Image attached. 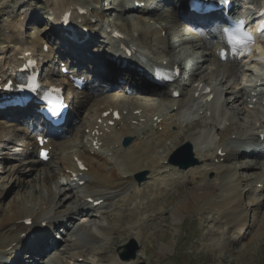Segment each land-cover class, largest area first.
<instances>
[{
  "label": "bare ground",
  "instance_id": "6f19581e",
  "mask_svg": "<svg viewBox=\"0 0 264 264\" xmlns=\"http://www.w3.org/2000/svg\"><path fill=\"white\" fill-rule=\"evenodd\" d=\"M134 1H139V2L151 1V4L153 5L156 0L154 1L134 0ZM170 1L172 2L170 3ZM187 1L189 0L180 1L179 3L180 9L183 10L186 9ZM250 1L251 0H248L247 3H250ZM261 1L263 0H252V3L255 2L259 3ZM121 2L117 3L114 7L113 6L109 7V9L110 8L113 9L115 17L118 18L122 17L123 13L127 12L128 9H131V11L136 9V6L134 4H131L129 0L127 2L128 4L129 3L130 4L127 7L121 9L123 3ZM148 2L146 3L148 4ZM160 2L166 4L170 3L174 5L175 0H160ZM182 2H184L185 4ZM79 7H85L87 8L88 13H93V18L91 19H87V20L84 19L86 17H83L82 19L80 18L82 20V24H78L79 26L75 28L76 30L75 34L79 41L82 40L85 41L86 36L89 35V38L87 39L88 48L83 50L84 46L80 47V45H78L77 43L74 44L75 42L72 43L69 42L68 44L70 45V47L67 46L68 47L67 48L65 45L66 49H64L65 47L62 46L63 50L58 51L57 54L61 58H63L64 56H68L71 59L72 65H75L76 67L80 68V69L78 68L81 72L80 77L88 76L87 79L88 81L90 80L91 84L86 85L84 91H86L87 93H84L86 96L83 99L79 100L77 99L78 97H76L75 101L73 102V108H72L73 110L71 112V115L67 119L68 121L67 125L65 124V126L62 129L57 130V132L54 135L53 141H50L49 147L52 149L51 156H53L57 151H59L58 149L61 147L62 143H64V140H66V138L69 136L68 134L71 132L73 123L76 122L77 119L79 118V113L82 107L85 106V103L88 102L90 97H92L93 95H97L98 93H100L101 90L106 89L108 87L111 88L116 87L117 90L115 92H117V94L115 95L117 96L122 95L121 90L125 88L127 85L136 87V89L142 91L144 88V84L142 80H144L148 76V75L146 76L145 73H149L147 67H144L146 69L145 73L141 74L135 71L133 68L122 67L118 63L105 61L106 54L112 53L110 52L112 51L110 50V48L113 47L111 43V33L107 32L108 27L104 26L105 27L104 28L101 26V28L99 29L98 28L99 23H96L97 25L93 23L94 20L99 19L100 21V15L98 14V11L94 7L92 8L89 7V5H86L84 2H82V0H54L52 11L65 12L71 10L73 13L75 12V14L77 15V12L79 13L80 11ZM234 10L235 8L232 9L230 13H233ZM140 13H141V18L137 23L138 24L142 23V25L147 23L148 24L147 27L149 30L146 31L147 27L144 25V28L146 27L145 31L141 30L138 32L139 39L143 41H149L151 43L155 42L157 47L159 46L158 49H161V47L165 45L164 40L161 38L162 31L165 30L164 28L163 30L158 29L155 26L151 28L150 19L158 18V20H161L162 22H168L169 19L176 18V13H170L168 14V16H163L156 14V12L150 11L149 8H144L143 10H141ZM147 20L148 22H146ZM24 22H18L17 24H13V26L10 27L11 36L9 38V44L11 46L10 48L11 51L10 54L6 53L4 57L0 59V70L10 64H14L18 62L20 63L22 61L21 60L22 56L24 55L25 51H27L26 49L35 52L36 49L39 48L41 52V56H43L45 59H49L52 53H54L53 49L50 50L49 54L43 53L44 52L43 45H42V41H39L40 39L31 41L32 43L29 42L30 43L29 44L21 38L22 33L19 30L20 28L23 27ZM83 23H85L84 26ZM175 26L176 24L173 23L172 28H174ZM58 30L63 33L62 27L56 29V31ZM100 34L105 35L106 40H103V37ZM71 35L74 34L72 33ZM200 39L203 40V37H200ZM132 45L137 48H141V49L143 48L139 44L135 45L133 43ZM162 48L164 49V47ZM213 48H214L213 46L206 45L209 58H207L204 61L205 62L214 61V63L217 64L218 68L216 70V74L220 76L221 80L219 81L217 80V78L216 80L220 82V84H226L227 88L225 92H216V90L214 89L216 87L211 89H213V91L216 92L217 94L221 93L222 95L223 93H225V95H229V99H231V102L230 104H225L226 108H224L223 112H221L223 113V115L218 114L216 116L215 114H212V116L208 117L206 113V115H204L205 117L204 125L197 123L194 124L193 127L189 128L192 129L194 127H197L199 129H203L201 131L205 132L204 136H202L203 133L200 134L202 137L186 136V133L189 129L187 130L183 129V127L181 126V117L182 118L186 117L185 112L188 110L189 105L188 104L185 105L183 104V102L181 103L180 99L174 101L169 100L171 101L170 104H172V106L170 108L167 107L165 109H162V107L154 108L146 103L138 102L137 100H134V96L131 97L129 103H123L124 101L122 100L121 102L110 100L109 102H107L106 106L104 104L97 103V105L95 106L97 107V109L92 115L93 118L95 117L96 121L98 119H102V115L110 111L111 109L121 111V119L119 121H115L113 127L108 125V122L112 118L111 116L108 119L102 120L103 123L102 125H99L96 122L92 123L93 121L89 122L88 125H86L85 129L83 130L82 134L80 135L82 141L85 137L89 138L88 141L91 143V146H93V148H94L93 145L94 141H96L97 143L102 142V146L106 148L105 152L102 154L97 153L96 156H91L90 150L87 149L85 145H83L82 148L83 149L82 152H84L83 154L81 153L74 154L71 156H65L62 159L60 158L61 160L59 163L60 164L59 170L61 174L59 173V177L57 174H56L57 176L54 174L55 176L52 177V179L58 180L62 175H64L67 172V170H72L78 174L79 181L86 182L84 184V190L82 196L81 198H79L77 202L78 208H74L69 212L62 214L60 208H62L63 205H61V203H56V204L53 203V201L50 200L51 198L45 199L46 196L45 198L43 197L44 198L43 201L44 200L47 201L44 202V205H42L43 207H41L38 212L36 210L31 209L30 207L23 208L21 203L18 201L17 203L15 202L12 203L8 215L0 221V253H3V255L5 256L7 255L9 260L11 259L10 262H13L15 264L18 261L17 257L20 253L19 251L21 250V248L25 246L26 243V240L21 242L19 241L20 236L21 235L27 236L28 233L30 232V228L26 226V222L32 219L34 224V226L32 227L33 229L37 228L38 226L37 224L39 223L48 222L47 229H44L43 227L40 228L38 226L39 232L42 231L43 233L41 234L39 240H37L36 243H34L35 245L31 248H28L29 252H27V254L24 255L27 259L32 261V259H34L33 257L34 255L36 254L40 255L46 250V248H48L51 245L50 242H52L51 241L52 238L49 231L50 229L56 227L58 223L62 222L64 219L69 218L70 216H73L75 213H77L80 210L81 212L82 211L86 212V216H91V217L93 216L92 212H90V210L87 209L89 207H93V204L91 205L90 203L87 202L90 199H92L94 202L103 200V204L101 206L95 207L91 211L94 212L97 211L99 215L103 217L106 216L109 219V221H111L110 224L113 223L116 226V223L119 222V218H120L119 215L122 213V207H123L122 204H124L125 197H127V195L124 197L122 196L128 194L130 189L132 188L136 189L137 183L134 180V175L136 173L141 171L148 172L151 176L153 186L157 187L160 185H167L168 183L172 182L174 175L180 172L176 167L173 168L168 163L171 154L176 150V145L174 144V142L177 139H182L183 142L190 143L193 147V152L196 156L195 158L200 163H202L201 166L192 167L187 169V171H185L188 183L190 182L193 183L197 179H201V181H198L199 183H201L204 181L207 175L212 172L216 174V177L220 181L218 187L214 186L215 184L210 185L205 183L201 186L198 183V185L200 186L199 190L211 192L209 194L210 196L199 195L197 193H194L195 192L194 191L189 195L185 204L182 205L180 208H178V212H180L179 211L180 209H184V210L190 209L191 211L193 210L202 211V212L207 211L213 215H218L219 218L225 219L224 221L226 223L225 226L227 227L228 232L232 233L233 235L243 237V234H246V231L249 229L248 237H247L248 242L252 241L253 239L257 238L260 235H263L264 216L258 217V213H259L258 208L260 205L258 203L259 202L258 198H260V196H264V190L262 189L260 190L256 187L257 184L263 182L262 179L256 178L253 181H249L246 176L245 177L242 176L240 173H238V171L235 168L233 169L225 164L235 160L237 158L238 152L239 154H245V157H249L250 155L254 156L255 154H258L257 158L264 159V143L262 149L259 148L258 150L257 148L253 147L250 150H248L250 155L248 154V152L246 153V151H242L243 153H240L241 151L238 150H236V152H233L234 150L233 151L229 150L225 152L224 148L225 149L229 148L228 143L229 141L230 144L233 143L232 140L233 138L238 141L241 140L239 138H235L237 136H240L241 132H240V126L235 127L237 122L236 121H235L236 123L234 122V118L236 116L239 117L240 111H242L243 117L249 119V121L251 122L253 121L255 123L254 126L258 125L262 131H264V122H263L264 115H262L260 111H258L259 107L257 106L255 107V109L252 110L249 109V105L254 103L252 101L250 102L244 101L243 98L246 96L245 92L243 90L238 91L241 85L236 80L238 75L237 74L238 69L236 67V64L231 61H226L224 63L218 62L219 60ZM154 49H156L155 46ZM97 50L99 53V60L96 61L94 60V58L92 59L87 57L86 54L88 52L91 51L90 53H92ZM114 52L115 53L113 55L118 54L116 56L118 60L121 61L125 60V58L121 55V52L118 51H114ZM72 54L73 55L77 54L75 56L76 58H73ZM79 55L83 58H86L88 61L82 60V58ZM159 56H161L160 59L162 61L167 60L162 53H160ZM94 61L95 63H93ZM129 61H132L134 63L133 60L126 59L128 66L132 65L130 64ZM201 67L203 69L202 70L204 74L202 75L203 77L207 76L208 73L210 74L211 71L210 69L207 68L208 66L202 65ZM214 73L215 72H211L210 75H212L213 77ZM151 77H154V74H152ZM244 77H246V75H244ZM117 81H119L120 83L123 81L124 84H119ZM132 84H136V85L134 86ZM190 84L191 81L189 85ZM229 85L231 86L229 87ZM144 89H145L144 93H150V95L147 96L150 97L154 96L152 94L156 92L159 95H163L170 99H174L172 97V92L169 90L168 87L160 90L158 89L150 90L146 88ZM174 89L177 90L178 92L181 91L180 98H182L181 96L183 95V89L181 88V86L177 85L176 87H174ZM205 89L206 88L203 87V88H199L198 90V87H195L194 85L190 89L194 92L191 95V97L193 98L195 93H199V94L201 93L202 95ZM139 96L140 95H136V98ZM263 101L264 100L261 98L260 103L262 104ZM124 111H127V116H124ZM137 112L138 114H136ZM179 115L181 117H179ZM16 116H18V114L15 113L14 117ZM221 120H222V125H221ZM132 122H136L137 125L134 127ZM21 123H23V126H26L28 132L29 131L37 132V129H39L37 125L34 127V125L29 124L27 122H21ZM88 130L89 133L87 136H85L87 134L86 131ZM101 132H102V136H100ZM213 133H216L220 139L218 143H216L213 147H211V145H213L212 143L214 142L211 139ZM30 136L28 141H26V145H25L26 148L24 150L25 160L29 163V165L31 164L30 166L33 167V169H36L38 167L44 168L46 164L38 159L39 150L37 147V142L35 139H30ZM260 136L261 135H259V133H253L247 135V137H249L248 138L249 140L257 141L260 139L259 141H257V143L259 144L261 142ZM0 137H3V135L0 134ZM125 137L135 138L134 143L129 148L128 147L124 149L115 148L116 146H120L122 139ZM168 142L173 143V145L166 148ZM30 147L33 148L31 151H29ZM242 147L243 149L249 148L247 145L244 144ZM161 148H166L168 150L164 157L159 156V150ZM219 152H223L225 153V155L220 156ZM211 160L214 163L217 161L218 165L217 167H215V169H211L210 168L211 165H209V163L207 164V162H210ZM78 162H82V164L87 168L86 172L80 171ZM165 163L167 164L164 165ZM257 164L264 165V161L263 162L257 161ZM244 168L253 169L255 168V164L246 165L244 166ZM162 170H169V173L164 172L165 174L161 176L160 172ZM45 175L46 176L44 177L48 178L47 174ZM67 176L70 177L71 175L67 174ZM45 180L47 181L48 179ZM45 180L44 181L42 180L43 181L42 184L46 182ZM253 182H256L254 183L255 185L246 192V194L250 199V203L252 204L253 207V208H248L246 207V204L245 205L243 204L242 200L244 196L241 194L242 190L240 191V186L242 184L249 185ZM145 184H143V186ZM75 185H77V188L79 190L80 189L79 185L77 183ZM193 185L195 186V184ZM40 188L42 189L43 187ZM217 189H219V191L222 192L221 193L222 196L219 201H215L213 199V193H215ZM258 193L259 196H257ZM60 196L64 200L67 199L65 202L69 201L70 199H73L72 189L68 190L66 187H61ZM85 197L87 200H85ZM250 212L252 213V216H255L257 214L256 217L257 219L255 220V224H254L255 226L253 225L252 227L249 226V222H248V216ZM58 214H62L63 215L62 218L52 219L48 221L44 220V218L47 216H55ZM175 214L178 215L179 213L176 212ZM139 218L140 215L138 209H134L133 211H131V215L129 216L130 226L135 225L139 220ZM115 229L113 228L111 229V231H114ZM115 239L116 238H113L112 246H110L111 247L110 253H112L110 264H114L116 262H119L118 264L120 263L136 264L137 260L122 261L120 259V253L115 252L112 249L114 246H116L117 243ZM138 239L139 237L137 238V240ZM89 240L92 243H96L97 241H99V237L97 235L92 234L90 235ZM103 241H105V239ZM230 244H231L230 242H225L223 245H220L218 247L221 252L228 253L231 251ZM97 251L98 248L82 243L79 246L76 244L72 245L71 247L68 246L63 251V255L64 254L68 255L69 256L68 258L71 261L73 260L77 261L79 258H83L85 262L88 261L90 262L88 264H95L94 260L97 258V256H99L98 255L99 253L97 254ZM104 253L105 252H103L100 255L101 258L107 257L105 256L107 253L103 255ZM29 260H25V261L30 262ZM6 264H8V262Z\"/></svg>",
  "mask_w": 264,
  "mask_h": 264
},
{
  "label": "rangeland",
  "instance_id": "374dc122",
  "mask_svg": "<svg viewBox=\"0 0 264 264\" xmlns=\"http://www.w3.org/2000/svg\"><path fill=\"white\" fill-rule=\"evenodd\" d=\"M118 1L119 0H102V2H99L98 5L97 3L95 5L96 9L98 8V10H100V16L103 19L105 18L106 21L108 19V22H112L110 24L112 25V27L108 25V28L116 29L118 28L117 26L120 25V32L124 33L126 35V38L131 40L129 41L130 43H134L135 45L141 44L142 46H146L149 49L157 51V47L156 49H154L155 42L151 43L149 41H143L138 37V32L141 30L145 31L147 27L146 26L144 28V25H142L141 23H137L141 18L140 13L138 11H134L127 15L125 14L124 21L114 20L115 15L113 9L110 8V11L108 7H114ZM82 2L89 5L95 3V0H82ZM53 5L54 0H0V59H2L6 53L10 54V27L13 23L25 21L24 26L21 28L22 31L20 32L22 33L21 38L28 43H32L31 41H35L38 39H40L39 41H43L42 39L46 40L48 37L49 39L52 38L54 32L52 31L53 33H50L51 26H49V23L47 22V19L46 17H44V15L45 13L48 14L49 9L52 10ZM106 7L109 9L108 12L105 11ZM158 9L160 11H158V13L165 15L166 12L169 11L170 7L160 4L158 6ZM154 20L161 21L158 20V18H155ZM113 24L115 25L113 26ZM147 30H149L148 27L146 31ZM178 34V31L172 29L169 33L171 42H165V45L163 46L164 49L162 48V50L159 51H165L163 54L170 59H180L185 53V51H189L190 53L196 52L191 47H182L179 46L177 43L174 44V40H176ZM187 37L191 36H186V38ZM87 42L88 41L86 40L84 44L80 45L78 43V45H80V47L84 46L83 50H85L86 48H88ZM54 43L55 41H50L51 45L56 46ZM76 55L77 54H72V57L76 58ZM81 58L82 60L88 61L86 58ZM207 65L212 67V62L207 63L206 66ZM57 69L58 66L54 63V59L50 60L45 68V70H47L48 72L52 71L54 80L57 79ZM196 74L197 75L195 82L198 83V86L197 84L191 85V82V84L189 85L190 89L194 85L199 87L202 83L197 81L202 80L209 84L206 87L211 88L212 86L216 87L215 89L217 90L226 91L227 85L220 84V82L217 81L221 80L220 76L213 75L212 77V75L208 74L207 76L203 77L202 75L204 74L201 73L198 68ZM220 85H224L226 87L223 86L222 88V86ZM230 86L231 85H229V87ZM115 90L117 89H113L109 92L102 91L101 93L90 97L88 102L85 103V106L82 107L79 113V118L76 122L73 123L71 132L68 134L69 136L66 138V140H64V143H62V148L60 147L58 149L59 151H57L52 156L51 160L44 166V168L38 167L36 169H33V167L30 166L31 164L29 165L27 161H24V146L22 144V141H26L24 135L26 131L23 130L24 128H26V126H23V123L21 122L26 121H20L16 124L11 120L10 117H8V119L6 117H0V134L3 135V137H0V221L8 215L9 209H11V204L14 202L17 203V201L21 203L23 208L30 207L31 209L36 210L37 212L41 207H43L42 205H44V202L47 201H43L45 196V199L51 198L50 200H52L53 203H61V205H63L62 208H60L62 214L69 212L70 210L77 207L76 203L79 198H81L83 190L80 191L81 196H78L79 198L76 197V193L73 192L74 198L70 199V202H65L67 199L64 200L59 194L61 187L65 186L59 183V179H52V177H54L56 174L59 177V163L63 157L84 153L82 152V148L83 145H85V138L82 141L80 135L82 134L86 125H88L89 122L94 121L92 115L97 109V107H95L97 103L106 105L107 102H109L113 96H116L115 94L117 93L114 92ZM184 91L185 92L182 98H180V100L181 103L183 102V104H186L188 103V96H190V94L187 89ZM79 98L82 99L83 95L80 94ZM146 100L149 106L154 108H158V106L160 107L162 105H172L170 104L171 101H161L160 98H158V96L156 95L149 98L147 97ZM224 101H229V95H226V97H224ZM142 102H145V100ZM190 116L192 118H195L196 114L190 113L189 117ZM14 118L13 120H17L16 118ZM243 120L245 121L244 118ZM244 121H239V119L236 117L234 119V122L238 124L235 127L241 126L243 134H245L246 136L248 135V132L252 133V131L254 130H252L251 127H248L246 121ZM197 123L204 124V120L199 119L198 122L189 120L185 121L184 125H182L183 128L187 130L189 129V127H192L194 126V124ZM17 129H22L21 133H19ZM26 130L28 133L27 128ZM201 130L203 129L194 127L193 130L189 129L187 131L188 133H186V136H201V133H205ZM218 139L219 138H217V141ZM134 140L135 139L133 138V141ZM133 141L132 143H134ZM235 143L236 142L233 141V143L231 144ZM167 144L168 145L166 148L173 145V143L170 142H168ZM174 144L177 148H180L184 145V142L182 141V139H177ZM166 148H161L159 150L160 157H164L166 155L168 151ZM18 149L20 151H17ZM89 150L92 151L91 148ZM229 150H234L233 152H236V149H231L230 146L229 148H224L225 152ZM244 156L245 154H238L235 160L230 161L225 165L233 169L235 168L238 173H240L244 177L246 176L249 181H252L257 177H264V167L260 168V165H255V168L253 169L244 168V166L253 163L250 159L247 160ZM257 156L258 154H255L254 156L250 155V158H256L257 160L255 162H257L258 159H260L257 158ZM172 161L177 162L178 160L173 159ZM208 163L209 165L212 164L210 168H213L211 169H215V167H217V165H213L214 163L212 161ZM164 172L167 173L168 170H162L161 176L165 174ZM142 173L147 174L146 181L143 183L146 184L144 186L143 184L140 186L137 185L136 189L132 188L130 189L128 194L122 196L124 197L127 195V197H125L124 204H122V213L119 215V222L116 223V226L113 223L110 224L111 221H109L106 216H104L106 217L104 218L100 215H93L92 218H85V213H78L75 216H71L72 218H74V220L67 219L64 222V225L70 227L75 224V228L78 229L71 230L68 233L65 232L64 236H61V230H59L60 228L55 229L56 231L52 233V236L54 234L53 237H56V240H59V238L62 237V241H60V244H62L60 250H65L68 245L72 246L73 243L77 242H80L81 244H90L89 236L91 234H94L105 239V242L103 241L93 244L94 247L98 248L97 254L99 253V256H97V258L95 259L96 264L98 263L97 261H100L101 264H110V259L112 256V253H110V246H112L113 238H116L115 240L117 241L116 246L112 248L115 252L125 245H131L132 241H137L136 244L138 246V252L136 264H264V234L248 242L247 237L249 229L246 231V234H243V237L233 235L232 233L228 232L224 222L225 219L219 218L218 215H213L207 211H191L190 209H180L179 211L181 213L178 212V208L185 204L189 195L194 191V193H197L199 195L210 196L209 194L211 192L199 190V185L202 186L203 184L207 183L210 185L215 184L214 186L218 187L220 181L216 177L215 173H210L201 183L198 182L201 181V179H197L193 183H188L186 178V172H179L178 174L174 175L172 182L168 183L167 185H160L157 187L153 186L151 176L148 172L141 171L136 173L135 175ZM45 174H47L48 178L44 177L46 176ZM45 179L48 180L46 181ZM42 180H45L46 184H42ZM193 184H195V186ZM251 186H253L252 183L249 185L242 184L240 186V191L242 190L241 194L244 196L242 200L243 204H246V207L248 208H253L252 204L250 203V199L246 194L247 190L252 188ZM40 187L43 188L41 189ZM221 193L222 192L217 189V191L213 193V199L215 201H219L222 196ZM257 196H259V193L257 194ZM85 200H87L86 197ZM258 201V203L260 204L258 208V217H262L264 216V196H260V198H258ZM134 209H138L140 218L135 225L130 226L129 216L131 215V211H133ZM176 212L179 214L176 215ZM62 214H58L55 216H47L44 218V220L48 221L52 219H59ZM256 217L257 214L255 216H252V213H249L248 222L250 227L255 224V220L257 219ZM113 228L116 229L114 231H111V229ZM36 230H39L38 226L37 228L33 229V232ZM138 237L139 239L137 240ZM19 241L21 242L24 240L20 239ZM225 242L231 243V251L228 253L221 252L218 247L220 245H223ZM103 252L107 253L106 255L105 253L103 254L107 257L101 258L100 255ZM44 256V258H41V256L36 257V259L38 260V264H76L74 261L69 260V256H63L57 252L55 254L54 252L53 254L47 253ZM4 257H7V259H9L7 255H4ZM4 257L0 255V260H6ZM22 263L29 264L23 261ZM118 263L119 262H116L114 264ZM32 264H35V262Z\"/></svg>",
  "mask_w": 264,
  "mask_h": 264
},
{
  "label": "water",
  "instance_id": "95a60500",
  "mask_svg": "<svg viewBox=\"0 0 264 264\" xmlns=\"http://www.w3.org/2000/svg\"><path fill=\"white\" fill-rule=\"evenodd\" d=\"M124 145H128V141L125 142ZM188 149H190V148H189V145H188ZM189 153H190V151H189ZM193 164H195V161H193V162H192L191 164H189L188 166H191V165H193ZM188 166H185V167L183 166V168H187ZM137 179H138L139 182H141V181L145 180V175H139V176L137 177ZM126 249H127V248H126ZM123 256H124V255H123ZM134 258H135V251H133L129 257H126V259H134Z\"/></svg>",
  "mask_w": 264,
  "mask_h": 264
},
{
  "label": "snow or ice",
  "instance_id": "6c2138e0",
  "mask_svg": "<svg viewBox=\"0 0 264 264\" xmlns=\"http://www.w3.org/2000/svg\"><path fill=\"white\" fill-rule=\"evenodd\" d=\"M248 40H249V42L251 41V38L250 37H248ZM229 41L231 42V43H233L234 45L235 44H241L242 43V41L240 40V39H237L235 36H231L230 35V37H229ZM223 55V54H222ZM42 142V141H41Z\"/></svg>",
  "mask_w": 264,
  "mask_h": 264
}]
</instances>
